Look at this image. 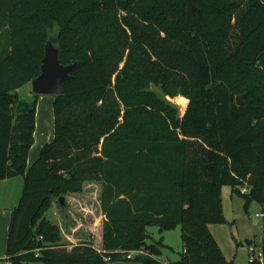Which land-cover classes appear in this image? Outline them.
Wrapping results in <instances>:
<instances>
[{
	"label": "trees",
	"instance_id": "obj_1",
	"mask_svg": "<svg viewBox=\"0 0 264 264\" xmlns=\"http://www.w3.org/2000/svg\"><path fill=\"white\" fill-rule=\"evenodd\" d=\"M51 35L61 63H78L54 96V138L28 166L39 95L19 89ZM2 36L0 180L23 177L12 264H166L150 226L181 228L177 264H234L210 225L226 222L225 185L246 211L264 205V0H0ZM178 95L183 116L166 99ZM93 183L100 232L69 247L46 214Z\"/></svg>",
	"mask_w": 264,
	"mask_h": 264
},
{
	"label": "rangeland",
	"instance_id": "obj_2",
	"mask_svg": "<svg viewBox=\"0 0 264 264\" xmlns=\"http://www.w3.org/2000/svg\"><path fill=\"white\" fill-rule=\"evenodd\" d=\"M53 36V35H51ZM7 36L0 37V57L3 52V46H5ZM29 85L21 88L19 90L20 95L22 97H31L34 98L32 85ZM157 88V87H155ZM159 91V88H157ZM29 92H32L29 94ZM43 98H49L48 104L51 106V98L54 95H39ZM166 99L171 103L175 104L180 111V115L183 116L187 110L189 100L182 96L178 95L176 97L166 96ZM52 107V106H51ZM42 113H44L42 111ZM39 125L41 126L38 129V138L41 141L43 135L45 139H48L47 132L48 126L50 135L54 132V120L50 116H39ZM49 141V140H48ZM88 186V185H87ZM100 190V185L93 184L88 186V189H96ZM230 185H225L223 187V198H224V208H225V217L226 222L224 224H213L210 225L214 234L216 235V239L218 241L219 246L221 247L225 256L227 255L228 259L231 261H239L243 264H251L249 262V244L256 243L260 245L263 241L264 237V216H258L257 214H264V205L259 202L253 201L249 205V209L246 211L244 204V198L236 193H232ZM91 197V196H90ZM231 197L232 200H231ZM92 198V197H91ZM79 202H83L80 201ZM59 205V203H58ZM79 214L80 211H78ZM48 219L53 222H57L56 217L53 215L52 211H48L46 214ZM254 219H257L258 222H255ZM100 224L101 220L98 219L94 225V232L97 234L100 232ZM148 232L150 234V238H148V243H153L160 238H163L166 246L162 248V254L158 256V259L164 261L166 264H177L176 262L180 258V253L183 251V243L181 238V228L178 226L174 229L166 230L161 233L157 226L148 227ZM96 246L100 248V243H97ZM124 264L123 261H114L109 264ZM23 264H45L41 261L37 262H24ZM130 264H141L136 260H132ZM261 264V263H257Z\"/></svg>",
	"mask_w": 264,
	"mask_h": 264
},
{
	"label": "crops",
	"instance_id": "obj_3",
	"mask_svg": "<svg viewBox=\"0 0 264 264\" xmlns=\"http://www.w3.org/2000/svg\"><path fill=\"white\" fill-rule=\"evenodd\" d=\"M29 85V84H28ZM32 85V84H30ZM27 86V85H26ZM20 90V89H19ZM32 92H29V94ZM53 100L51 98L52 107L48 104L50 101L49 98L38 97L37 102V113H36V130H35V142L30 149L28 156V166H30L39 156L41 148L47 142H50L54 138V132L50 135L49 126L47 132V138L45 139L43 135L40 139L38 138V129L41 127L39 125V116H50L54 120V110H53ZM42 111L44 113H42ZM49 140V141H48ZM94 184V183H93ZM93 184H88L91 186ZM84 193H75L70 194L66 197L67 206L66 208H61L56 201L50 211L53 212V215L57 219V224L60 225L62 229V234L64 240L68 243V246L78 244L81 241L88 240L95 237L94 225L96 220L100 219L102 222L103 214L100 207V190L88 189ZM23 188V177L16 176L12 178H7L0 180V264H4V261L7 257L6 248H7V239H8V230L11 220L12 210L17 206ZM232 191V188H231ZM92 198H91V197ZM223 196V191H222ZM233 197H231L232 200ZM83 201V202H79ZM224 202V198L222 197ZM224 207V203H223ZM80 211L81 214L78 213ZM225 212V208H224ZM255 222H258L257 219H254ZM211 232L216 238L212 228ZM217 240V239H216ZM227 257V255H226ZM228 259V257H227ZM229 260V259H228ZM131 261H123L124 264H130ZM234 262V261H233ZM113 264V263H111ZM234 264H243L239 261H235Z\"/></svg>",
	"mask_w": 264,
	"mask_h": 264
},
{
	"label": "water",
	"instance_id": "obj_4",
	"mask_svg": "<svg viewBox=\"0 0 264 264\" xmlns=\"http://www.w3.org/2000/svg\"><path fill=\"white\" fill-rule=\"evenodd\" d=\"M58 38L50 36L45 45V53L42 59L41 73L31 81L32 91L38 95H59L63 93V85L70 77L71 72L78 62L63 64L60 60V50L57 46ZM246 95H238V105L245 104ZM64 204V198H60Z\"/></svg>",
	"mask_w": 264,
	"mask_h": 264
},
{
	"label": "built area",
	"instance_id": "obj_5",
	"mask_svg": "<svg viewBox=\"0 0 264 264\" xmlns=\"http://www.w3.org/2000/svg\"><path fill=\"white\" fill-rule=\"evenodd\" d=\"M249 190L250 189H249V187L247 185L241 187V192L242 193H247V192H249ZM257 215L258 216H264L263 213L262 214H257ZM39 250L40 249L36 250V255L39 254ZM99 251H101V249H99ZM248 251H249V262L251 264H257V263L264 264V253H263V249H262L261 244L260 245H258L256 243L250 244ZM142 253H145V252L142 251V250L131 251V252L128 253L127 257L129 259H131V258H133V256L135 254H142ZM106 260L109 261L110 258L107 257ZM4 264H12V262H11V260L8 257H6V259L4 261Z\"/></svg>",
	"mask_w": 264,
	"mask_h": 264
}]
</instances>
